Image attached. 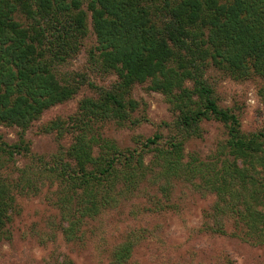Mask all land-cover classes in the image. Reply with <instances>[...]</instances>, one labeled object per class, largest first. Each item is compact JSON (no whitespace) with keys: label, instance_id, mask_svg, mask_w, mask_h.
Wrapping results in <instances>:
<instances>
[{"label":"trees","instance_id":"1","mask_svg":"<svg viewBox=\"0 0 264 264\" xmlns=\"http://www.w3.org/2000/svg\"><path fill=\"white\" fill-rule=\"evenodd\" d=\"M91 26L96 44L87 67L116 74L109 87L69 69ZM211 70L234 79L264 78V0H0V125L27 128L85 83L96 90L81 101L66 152L33 156L34 176L4 174L31 148L23 136L10 143L0 134V241L11 236L17 195L40 191L45 179L59 180L58 202L68 220L63 230L75 235L86 217L147 196L144 185L154 180L156 166L162 192L148 193L151 209L167 208L165 196L179 178L217 197L205 232L264 248V124L243 130L239 114L219 103ZM146 82L165 95L175 119L166 123L167 138L137 137L139 147L122 149L101 127L109 120L137 124L132 91ZM259 92L264 102V84ZM208 120L224 124L226 139L206 158L186 154V143L203 137ZM47 130L64 135L66 123L57 119ZM146 153L153 154L152 166ZM130 251L131 245H120L111 264H127ZM216 260L212 264H235L225 251Z\"/></svg>","mask_w":264,"mask_h":264},{"label":"rangeland","instance_id":"2","mask_svg":"<svg viewBox=\"0 0 264 264\" xmlns=\"http://www.w3.org/2000/svg\"><path fill=\"white\" fill-rule=\"evenodd\" d=\"M95 44L96 35L91 26L89 37L69 62V69L87 73V79L94 85L109 87L117 79L116 74H101L87 67L88 50ZM208 76L215 83L219 103L239 114L244 131L263 126L264 102L259 89L264 78L252 74L234 79L224 77L217 70H211ZM149 84L139 83L132 91L139 102L134 113L139 119L137 124L121 125L109 120L101 127L104 136L115 140L122 149L139 147L137 137L145 140L156 133L168 137L166 123H172L175 115L165 95L150 89ZM95 95L96 90L87 82L72 99L46 109L27 128L0 125V134L6 141L17 143L23 136L31 148L30 153L17 154L4 174L17 178L24 170L28 176H34L33 165H38L33 160L34 155L50 158L60 150L66 152L76 133L70 129V124L74 117H80L81 101ZM57 119L66 123V134L47 130ZM226 137L223 123L205 121L203 137L189 140L185 152L206 158ZM153 159L152 153H146L147 165L152 166ZM158 169L155 166V173L151 175L154 180L145 182L147 196L136 194L96 218L86 217L75 235L63 230L68 220L63 218L58 202L59 180L45 179L43 185L39 184L40 191L18 194V210L9 225L11 236L0 241V264H111L116 249L123 243L131 245L127 264H212L221 251L229 254L235 264H264L263 247L229 234L216 235L203 230L209 220L207 215L217 201L214 193L198 190L174 177L169 197L165 196L167 208L151 209L154 205L147 200L148 193L162 192L160 183L163 181H156ZM158 198L164 197L159 194Z\"/></svg>","mask_w":264,"mask_h":264}]
</instances>
